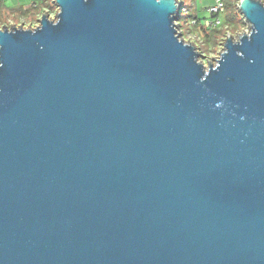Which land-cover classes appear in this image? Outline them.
I'll list each match as a JSON object with an SVG mask.
<instances>
[{
    "label": "water",
    "instance_id": "1",
    "mask_svg": "<svg viewBox=\"0 0 264 264\" xmlns=\"http://www.w3.org/2000/svg\"><path fill=\"white\" fill-rule=\"evenodd\" d=\"M61 2L0 37V264H264V9L198 84L169 0Z\"/></svg>",
    "mask_w": 264,
    "mask_h": 264
},
{
    "label": "clouds",
    "instance_id": "2",
    "mask_svg": "<svg viewBox=\"0 0 264 264\" xmlns=\"http://www.w3.org/2000/svg\"><path fill=\"white\" fill-rule=\"evenodd\" d=\"M251 3L264 9V0H251ZM160 4L161 0H152L151 6ZM63 13L61 0H0V37L16 33L35 36L44 30L45 24L59 25ZM164 20L171 40L189 50L191 62L199 67L198 84H204L212 72L219 71L229 54V44L251 42L260 31L243 10V0H169ZM38 47L43 50L44 45ZM235 55L244 58V52L239 49ZM248 63H254L253 58L249 57ZM3 66L0 59V68ZM230 103L220 97L211 103V108L220 110L221 116L228 113L244 121L246 115L237 113L234 109L238 106L230 107Z\"/></svg>",
    "mask_w": 264,
    "mask_h": 264
}]
</instances>
